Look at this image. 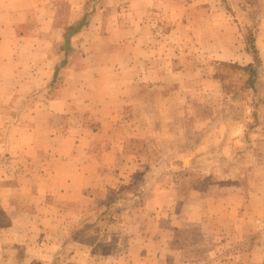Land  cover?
<instances>
[{
  "label": "rangeland",
  "instance_id": "1",
  "mask_svg": "<svg viewBox=\"0 0 264 264\" xmlns=\"http://www.w3.org/2000/svg\"><path fill=\"white\" fill-rule=\"evenodd\" d=\"M77 6L67 39L88 27V44L67 42V63L94 54L84 66L108 76L96 98L113 124L67 224L63 197L50 205L38 186L49 173L17 146L18 119L63 78L46 92L30 42L0 60V264H264V0H67ZM74 110L78 126L87 110ZM110 149L138 168L121 183L102 168Z\"/></svg>",
  "mask_w": 264,
  "mask_h": 264
},
{
  "label": "crops",
  "instance_id": "2",
  "mask_svg": "<svg viewBox=\"0 0 264 264\" xmlns=\"http://www.w3.org/2000/svg\"><path fill=\"white\" fill-rule=\"evenodd\" d=\"M78 7L80 8L77 6V9L67 12V0H0V49L3 53H6L9 47L10 50H14L9 58L0 57V60L14 62L19 59L16 56V45L19 41L28 44L30 42L36 47L31 48L29 51L31 56L28 59L42 62L37 74L40 73L43 78V86L47 85L46 92L51 94L54 88L52 85L55 84L57 77L63 78L64 81L58 89H53L54 97L31 105L32 109H39V113L34 114L31 111L23 120L18 119L19 123L23 121L20 125L25 126L27 132L19 134L21 139L18 141L21 143L18 142L17 146L20 147L21 158H25V161L30 159L31 164L44 166V170L49 173V178H43V183H39L38 186L46 188L48 194L53 195L50 205H56L59 197H63V202L67 203V224H75L82 219L80 211L68 212L71 211L69 206L71 203H79L83 197L91 149L97 141L101 139L104 141L107 135L105 129L113 124L108 121L110 117L105 115L109 100L102 101L96 98L97 94L106 91L100 88V82L103 79L106 82L108 76L104 77L98 73L94 66H84L89 59L91 62L96 59L94 54L79 55L78 60L81 65L84 64L83 67L67 63L71 52L64 49L67 47L66 30L79 21V15L72 17L74 13H78ZM90 27L93 28L94 24ZM98 28L99 22L95 24L94 29ZM87 29L88 27H82L79 35ZM79 35L70 38L69 46L74 48L79 45L80 49L86 48L87 38L83 35L80 38ZM105 39L107 40L103 37V40ZM42 45L47 49L42 48ZM104 45L105 43L102 48ZM55 46H58L57 51ZM105 54L107 53L103 55ZM73 57L77 56L72 55L70 61H74ZM61 61L63 67L59 66ZM89 71L97 84L88 85L86 77ZM68 78L71 79V85L67 82ZM77 104H82L87 112L85 120L81 121L83 123L73 126L75 123L73 118L83 115L74 110ZM61 128L62 130H59ZM103 157V171L118 172L115 175L117 178L114 177L116 182L121 183L122 178L128 179V175L130 178L136 171L135 163L130 161L124 163L123 158L120 160L117 152L111 149ZM51 178L56 179L57 184L50 185L49 181L54 180ZM17 188L15 189L19 190ZM69 232L67 231V235Z\"/></svg>",
  "mask_w": 264,
  "mask_h": 264
},
{
  "label": "trees",
  "instance_id": "3",
  "mask_svg": "<svg viewBox=\"0 0 264 264\" xmlns=\"http://www.w3.org/2000/svg\"><path fill=\"white\" fill-rule=\"evenodd\" d=\"M67 37H68V35H66ZM67 37H66V40H67V42H68V39H67ZM255 61L257 62L258 61V59L257 58H255ZM247 69H249L250 70V72L252 73V74H254L255 73V69L253 68V66L252 65H249L248 67H247Z\"/></svg>",
  "mask_w": 264,
  "mask_h": 264
}]
</instances>
